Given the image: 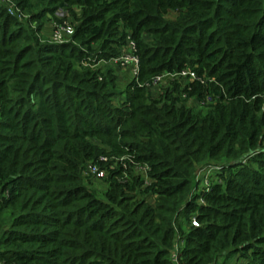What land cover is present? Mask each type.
<instances>
[{
    "label": "trees",
    "instance_id": "obj_1",
    "mask_svg": "<svg viewBox=\"0 0 264 264\" xmlns=\"http://www.w3.org/2000/svg\"><path fill=\"white\" fill-rule=\"evenodd\" d=\"M63 10L70 39L42 37ZM130 42L119 91L97 63ZM230 259L264 264V0H0V264Z\"/></svg>",
    "mask_w": 264,
    "mask_h": 264
},
{
    "label": "rangeland",
    "instance_id": "obj_2",
    "mask_svg": "<svg viewBox=\"0 0 264 264\" xmlns=\"http://www.w3.org/2000/svg\"><path fill=\"white\" fill-rule=\"evenodd\" d=\"M76 15H78V11H76ZM44 19H46L44 25L41 28L40 34L42 37L47 38L49 40H53L54 38V34L56 32H62L63 30H61L63 28V26H70L73 23L76 24V18L72 15V13L66 10H63L61 12L58 13V15L55 16H50L48 14H45ZM61 25V26H60ZM61 30V31H60ZM63 35V33H62ZM70 36L65 35L62 36V38L64 40H69ZM123 50H125V52H130V49L126 47V44L121 48ZM97 66H102L103 70H107V68L109 67H113L116 70V74L118 76V80H117V85L116 88L119 91H122L124 89L127 88V85L129 84L130 80H131V72L129 70V65H124L121 66L119 64L116 63H112V62H98ZM122 97L119 96L116 98V100H121ZM193 102H191L192 104ZM218 166L214 165L212 163L210 164H200V168L198 170V177L197 180L199 181V186H203L205 185L206 181L205 179H210V178H214L215 176V172L217 171ZM106 181L105 180H92L90 182V187L94 188L95 190H97L99 193H101L102 190H104L106 188ZM185 225V224H183ZM225 264H237L235 261H233L232 259H230L229 261H227V263ZM240 264V262L238 263Z\"/></svg>",
    "mask_w": 264,
    "mask_h": 264
},
{
    "label": "built area",
    "instance_id": "obj_3",
    "mask_svg": "<svg viewBox=\"0 0 264 264\" xmlns=\"http://www.w3.org/2000/svg\"><path fill=\"white\" fill-rule=\"evenodd\" d=\"M61 30L63 31L56 32L54 34V38H53L54 41L63 42L64 39L62 38V36H64V34L70 36L73 33V28L71 26H63ZM128 47H130L129 48L130 52L127 53L125 52V50L122 49L117 56L112 57L108 59L107 61L100 60V62H104V63L112 62V63L119 64L121 66L129 65V69L131 70L132 76L133 77L136 76L139 70L138 56L134 55L135 49H134L133 42H130ZM195 78H196V74L194 71H192L191 69H184L180 72L159 74L158 76L154 78L153 85L154 86L164 85L167 83L168 80H174V79L180 81V83H184L187 80H193ZM211 99L212 98L210 96H207L205 100L201 102V104L202 105L207 104L212 101ZM101 160L105 161L106 158L102 157ZM140 171L143 175H145L146 167H142ZM106 174H107L106 168L102 167L100 164H95V163L88 164L83 169V172H82V175L84 178L91 179V180H102L106 176Z\"/></svg>",
    "mask_w": 264,
    "mask_h": 264
}]
</instances>
